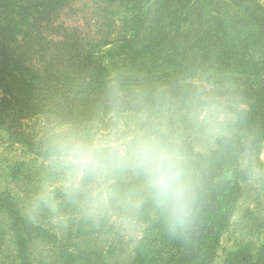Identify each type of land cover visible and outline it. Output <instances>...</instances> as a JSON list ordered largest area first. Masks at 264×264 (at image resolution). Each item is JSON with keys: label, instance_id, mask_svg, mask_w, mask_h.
Listing matches in <instances>:
<instances>
[{"label": "trees", "instance_id": "16d2710c", "mask_svg": "<svg viewBox=\"0 0 264 264\" xmlns=\"http://www.w3.org/2000/svg\"><path fill=\"white\" fill-rule=\"evenodd\" d=\"M78 1L0 0V149L41 159L45 118H95L111 72L129 89L166 88L179 97L208 61L264 69L263 0H84L77 8L87 7L85 32L44 41L51 19ZM249 91L261 103L247 108L231 144L206 153L190 146L202 198L187 239L171 237L150 216L128 247L107 228L33 224L16 189L37 178L18 160L0 166V264H213L232 224L242 157L264 143V78L240 94ZM224 264H264V240L229 253Z\"/></svg>", "mask_w": 264, "mask_h": 264}, {"label": "clouds", "instance_id": "9594fccd", "mask_svg": "<svg viewBox=\"0 0 264 264\" xmlns=\"http://www.w3.org/2000/svg\"><path fill=\"white\" fill-rule=\"evenodd\" d=\"M232 89L198 78L177 97L166 88L129 89L109 73L95 118H45L41 177L23 214L33 224L66 229L77 222L125 239L140 237L150 216L171 237L187 239L202 198L190 143L207 150L236 139L248 105ZM246 172L250 181H264L256 164Z\"/></svg>", "mask_w": 264, "mask_h": 264}, {"label": "rangeland", "instance_id": "374dc122", "mask_svg": "<svg viewBox=\"0 0 264 264\" xmlns=\"http://www.w3.org/2000/svg\"><path fill=\"white\" fill-rule=\"evenodd\" d=\"M83 3L84 0H79L76 4H74L73 10H66L52 18L51 27L46 30L45 35L44 33L42 34L43 40H50L52 38L60 39V36H65V34L85 32L84 30L86 28L87 22H90V19L87 18V21H83L81 18L85 14L83 13V10L85 9L87 11V7H80L81 9L77 8ZM200 13L201 12L199 9L196 10V16H198ZM204 68L206 69L204 72L195 74L187 81L192 82L198 78H216L221 82H227L228 84L232 85V90L234 93L242 97L243 101L248 105V107L251 104H259V96L253 94V92L249 91L248 93H243L242 95L240 92L247 90V88H250L251 86L258 87L260 85V82L264 78V69L261 67L258 66L252 70H242L241 67L235 66L232 63L229 66L223 67L220 64H213V62L208 61L204 63ZM244 94H247V96L245 97ZM255 98L257 102H254ZM30 124L33 123L31 122ZM191 144L200 153H206L209 150H206L195 139L191 141L190 146ZM17 148H8L4 146L0 149V166L4 167V165L8 164L9 162L14 164V162L18 160L29 162V166L31 167L29 168V172H32L34 178L37 179L33 184H27L22 189H19V185H17L16 189L18 190V193L21 197L28 199L30 196L26 193V191H30L32 194L40 181L42 159H37L35 157L32 158L29 155L28 157H25V151L20 149V147ZM249 163H254L259 168L264 170V143H262L258 149L251 153H247L244 155V157H242L241 174L238 178L239 190L237 199L234 203L232 224L224 234L221 247L217 252V256L213 264H224L229 253L233 251H240V249L246 245L254 248L258 246L262 240H264V181L256 183L249 180L246 172V165ZM1 174V177L5 175V173ZM15 185H13V187ZM124 240L125 243H128L126 247L131 246L134 242V239ZM123 250L125 251V249ZM124 255L122 254V256H119V258H123Z\"/></svg>", "mask_w": 264, "mask_h": 264}]
</instances>
